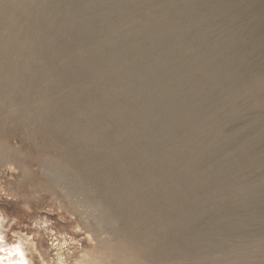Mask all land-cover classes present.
Wrapping results in <instances>:
<instances>
[{
    "label": "rangeland",
    "instance_id": "374dc122",
    "mask_svg": "<svg viewBox=\"0 0 264 264\" xmlns=\"http://www.w3.org/2000/svg\"><path fill=\"white\" fill-rule=\"evenodd\" d=\"M192 1L99 0L101 16L97 6L87 8L81 0H0V79L4 77L8 87L14 85L15 75L21 80L17 91L5 97L13 98L10 109L14 114L0 125V215L7 221H0V232L7 229V241L13 239V233L31 238L37 253L33 264H153L143 259L142 242H146V249L161 254L163 260L157 264H264V192L257 199H253V192L243 195L249 185L264 190V101L242 100L237 93L242 82H252L256 65L264 69V56L254 52V45L264 46V0ZM161 13L168 14L171 25L181 30L188 45L174 44V37L156 22ZM198 13L208 15L206 24L197 19ZM189 20L197 29L210 25L215 38L230 42L226 51L217 47L210 53L216 65L221 59L232 62V55L245 51L250 66H243L239 58L232 64L220 61L214 68L195 62L191 58L194 52L207 55L210 51L195 30L182 28ZM115 40L133 48L134 63L126 65L118 50H111ZM105 47L112 53L103 56L106 49H101ZM147 54L159 59L157 66ZM169 61L197 74L193 80L178 76L168 69ZM222 64L232 65L234 82L221 78ZM121 66L130 70L132 79L144 82L141 85L156 108L145 106L142 112L133 82L106 77ZM149 66L157 68L152 83ZM205 78L212 81L210 85L203 82ZM184 85L193 90V97L186 94ZM3 104L6 112L8 106ZM180 104L196 105L198 115H183ZM229 104L240 105L245 112L233 118ZM154 110L156 115H150ZM22 111L28 113L24 122ZM41 111L45 120L86 114L97 120L92 145L88 140L84 156L85 162L94 163L82 165L72 158L62 175L51 165L49 185L34 184L21 175L24 163H32L34 172L41 169L32 162L39 157L32 146L41 144V125L33 121ZM159 115L169 116L174 125ZM205 123L216 129V141L211 130L200 134L198 128L205 129ZM87 135L90 138V132ZM188 138H200L197 142L207 149L194 163L186 159L192 154L190 147L184 146ZM3 149L10 153H3ZM21 187L27 190L23 192ZM134 204L144 211L131 210ZM249 215L259 217L257 223H247L244 217ZM13 220L16 222L11 223ZM42 222L46 224L43 229L39 228ZM162 245L172 247L173 255L166 258Z\"/></svg>",
    "mask_w": 264,
    "mask_h": 264
},
{
    "label": "bare ground",
    "instance_id": "6f19581e",
    "mask_svg": "<svg viewBox=\"0 0 264 264\" xmlns=\"http://www.w3.org/2000/svg\"><path fill=\"white\" fill-rule=\"evenodd\" d=\"M149 1V0H148ZM152 1H154V0H152ZM192 1V0H191ZM202 1V0H201ZM81 2L83 3V5H85L87 8H94L95 6H97L96 7V10H100V7H101V4H99V0H81ZM120 2H123V1H120ZM156 2V1H155ZM193 2V1H192ZM195 2V1H194ZM218 2V1H217ZM230 3V2H229ZM6 4V3H5ZM119 5V4H118ZM147 5V4H146ZM228 5V4H227ZM231 6V5H230ZM231 7H233V6H231ZM195 8V7H194ZM194 8H193V10H194ZM197 8H199V7H197ZM203 8V7H202ZM238 8V7H237ZM236 8V9H237ZM41 9V8H40ZM225 9H226V7H225ZM232 9V8H231ZM230 9V10H231ZM198 10V9H197ZM204 10V9H203ZM215 10V9H214ZM222 10V9H221ZM220 10V11H221ZM238 10V9H237ZM180 11H183V9H181ZM208 11H210V10H208ZM232 11V10H231ZM234 11V10H233ZM225 12V11H224ZM223 12V13H224ZM99 15H101V16H104V13H103V11H98L97 12ZM190 13V12H189ZM206 13V12H205ZM204 13V14H205ZM209 13V12H208ZM229 13V12H228ZM232 13V12H231ZM235 13H237L238 14V11L237 12H235ZM234 13V14H235ZM210 14V13H209ZM29 15V14H28ZM207 15V14H206ZM206 15H203L202 13H198L197 14V19H200V21H202L203 22V24H206V21L208 20H206ZM219 15V14H218ZM229 15V14H228ZM233 15V14H232ZM240 15V14H239ZM208 16V15H207ZM234 16V15H233ZM213 17V16H212ZM222 17V16H221ZM220 17V18H221ZM224 17V16H223ZM230 17V16H229ZM152 18H154V17H152ZM156 18V17H155ZM209 18H210V16H209ZM215 18H217V16L215 17ZM235 18V17H234ZM233 18V19H234ZM238 18V17H237ZM23 19V18H22ZM214 19V18H213ZM224 19V18H223ZM240 19V18H239ZM238 19V20H239ZM221 20V19H220ZM232 20V19H231ZM235 20H237V19H235ZM237 20V21H238ZM190 21V20H189ZM214 21V20H213ZM219 21V20H218ZM224 21V20H223ZM156 22H158L165 30H166V32H168V35L169 36H173L174 37V44H177V43H180V44H184V45H188V43H187V41L188 40H186L185 39V37H183V35L181 34V30H179V29H177L175 26L173 27L172 25H171V23H170V21H169V17H168V14L167 13H161V14H159L158 16H157V19H156ZM192 22L193 21H190V23H185L184 25H182V28H184L186 31H189V30H192V31H196V36H197V38H199V39H201V40H203V45H206L205 46V48L207 47V49H208V52L209 53H207V55H206V53H203L202 54V52H194L193 54H194V56H192L191 58L195 61V62H202V63H204L205 65H212L213 66V68H214V64H215V56H213V55H210V53L212 54V52H213V50L214 49H216L217 47H220V49H222L223 48V50H227V43L229 42H225L224 43V41L226 40H220L219 38L217 39V38H215V36H214V34H213V32H212V29H210L209 27H210V25H208V23H207V25L209 26H204V27H202V29H197V28H195L194 27V25L192 24ZM231 22V21H230ZM179 23V22H178ZM216 23V22H215ZM233 23H234V21H233ZM27 24V23H26ZM152 24H154V23H152ZM220 24V23H219ZM222 24H224V23H222ZM238 24V23H237ZM111 26H113V24H111ZM153 26V25H152ZM203 26V25H202ZM221 26V25H220ZM240 26V24L237 26V27H239ZM214 27H215V25H214ZM219 27V26H218ZM221 28V27H220ZM220 28H219V30H220ZM40 29V28H39ZM222 29V28H221ZM233 29V28H232ZM26 30V29H25ZM215 30V29H214ZM237 30H240V29H237ZM237 30H234V31H236L237 32ZM217 31V30H216ZM236 32H234L233 34H236ZM239 33V32H238ZM238 33L236 34V35H238ZM240 34V33H239ZM216 35V34H215ZM219 35V34H218ZM235 35V36H236ZM262 35H264V34H262ZM219 37V36H218ZM10 38V37H9ZM8 38V39H9ZM223 38V37H222ZM233 38V37H232ZM231 38V39H232ZM239 38V37H238ZM237 38V40H239ZM85 40V39H84ZM229 40V39H228ZM232 40H234V39H232ZM236 40V39H235ZM10 41H11V39H10ZM155 41V40H154ZM153 41V42H154ZM237 42V41H236ZM12 43V42H11ZM230 43V42H229ZM229 43H228V45H229ZM112 45H111V50L112 49H115V50H118V57L120 58V59H124L125 61H126V65H129V64H131V63H134V61H133V57H132V50H133V48H130L129 47V45L128 44H126V43H124V42H122V41H119V40H115L113 43H111ZM161 44V43H160ZM7 46V45H6ZM202 46V45H201ZM230 46H231V44H230ZM90 47V46H89ZM5 48H7V47H5ZM200 48V46H198V49ZM226 48V49H225ZM231 48V47H230ZM230 48H229V50H230ZM233 48V47H232ZM82 49H83V47H82ZM86 49V48H85ZM106 49V47L105 48H102L101 50H105ZM141 49H143V48H141ZM202 49H204V48H202ZM100 50V51H101ZM228 50V51H229ZM231 50H233V49H231ZM235 50V49H234ZM86 51H87V49H86ZM155 51V50H154ZM196 51V50H195ZM227 51V52H228ZM236 51V50H235ZM238 51H240V50H238ZM242 51V50H241ZM232 52V51H231ZM254 52H257L258 53V55H260V56H264V46L262 45L261 46V44H259V45H254ZM110 53H112V52H110V50H108V49H106V53L104 54V53H100L101 55H103V56H106V55H108V54H110ZM186 53H188V52H186ZM215 53H216V51H215ZM219 52H217V54H218ZM226 53V52H225ZM224 53V54H225ZM230 53V52H229ZM145 54V53H144ZM214 54V53H213ZM231 54H233V52L231 53ZM235 54V53H234ZM147 56H148V58L149 59H151V62L153 63V62H156V66H157V63H158V61H159V59H157L154 55H152V56H150V55H148L147 54ZM112 57V56H111ZM135 57H137V56H135ZM224 57V56H223ZM229 57V56H228ZM232 57H233V59H232V62H235V60L237 59V58H239L240 60L239 61H241V62H244L245 63V65H243V66H246V64H247V66L249 65L248 64V59H247V53L245 52V51H242L241 53H239V54H236L235 56H233L232 55ZM7 58V57H6ZM179 58V57H178ZM220 58H222V57H219V60H220ZM39 59V58H38ZM164 59V58H163ZM217 59V58H216ZM228 59H230V58H227V60ZM226 60V59H225ZM116 61V60H115ZM220 61H222V59L220 60ZM219 61V62H220ZM223 61H224V59H223ZM220 62V64L221 63H227V64H229V63H231L232 64V62H227V61H224V62ZM231 61V60H230ZM238 61V60H237ZM236 61V62H237ZM101 62V61H100ZM150 62V63H151ZM161 62V61H160ZM194 62V63H195ZM216 62H218V60L216 61ZM219 62H218V64H219ZM241 62H238L239 64L241 63ZM63 63V62H62ZM169 63V64H168ZM167 63V66H168V69L171 71V72H176V73H178V76L179 75H182V76H186L187 78H190L191 80H193L194 79V77H195V74H197L196 73V71H193V70H191V69H189V68H187V67H185V66H183V65H181V64H179L178 62H176V61H169ZM193 63V62H192ZM225 63V64H226ZM201 64V63H200ZM217 64V65H218ZM219 64V65H220ZM230 64V66H231V68H232V65ZM134 65H137L138 66V63H136L135 62V64ZM151 65V64H150ZM155 65V64H154ZM216 65V64H215ZM216 65V66H217ZM223 65V67L221 68V66H219L220 67V75H221V78L222 79H224V81H228L230 78H231V80L233 79V77L235 76H233V73H232V70H234V69H231L230 68V66H227V65H225L224 66V64H222ZM234 65V64H233ZM236 65V64H235ZM241 65H242V63H241ZM164 66V65H163ZM199 66V65H198ZM250 66V65H249ZM237 67V66H236ZM142 69H144L143 67H141ZM206 68V67H205ZM208 68V67H207ZM216 68V67H215ZM238 68H240V67H238ZM246 68V67H245ZM244 68V69H245ZM249 68H251V67H249ZM249 68H248V70H249ZM139 69V68H138ZM160 69V68H159ZM209 69V68H208ZM219 69V68H218ZM218 69H216V70H218ZM215 70V71H216ZM246 70H247V68H246ZM256 72H255V75L252 77L253 78V80H252V82L251 83H244V82H242L241 84H242V86H239V90H237V93H238V95L240 94L241 96H243L242 98V100H244V98L245 99H247V98H249V100H253L255 103H258V102H262V101H264L263 100V92H264V69L262 68H260L259 67V65H256V68L254 69ZM129 71L130 70H127L126 69V67L124 66V67H119V69H118V71L117 72H114V73H109V74H106V77H110V78H115L116 76L117 77H119L120 79H122V80H124V81H127V82H129V83H134L138 88H137V90L138 91H136L137 93V95H136V97H137V99L139 100V101H137V103L138 104H141V107H140V110L142 111V112H144V107L145 106H147V107H151V108H156V106L154 105V102H153V98L150 96V95H148V94H146L145 93V91H144V84H142L141 85V83H144V82H142L140 79H132V76L130 75V73H129ZM146 71V70H145ZM148 71L150 72V73H152V75H153V78L149 81L150 83H152L153 81H154V76H156V74H157V68L156 67H151V66H149L148 67ZM207 71V70H206ZM205 71V72H206ZM39 73H40V70H39ZM38 73V74H39ZM149 73V74H150ZM218 73H219V70H218ZM159 74V73H158ZM41 75V74H40ZM177 75V74H176ZM199 75V74H198ZM202 75H204V74H202ZM237 75V74H236ZM164 76V75H163ZM40 76H38V78H39ZM204 77V76H203ZM208 77V76H207ZM210 77V76H209ZM160 78V77H159ZM165 78V77H164ZM180 78V77H179ZM213 79H214V77H212ZM236 78V77H235ZM15 79L16 80H14L15 81V83H14V85H10L9 84V87L6 85V81H5V79H4V77H2L1 79H0V125H1V123H3V121L5 120V119H7V117L10 115V114H14L13 113V109H10V107L13 105V98L12 97H9L8 99H6L5 100V97H7V96H10L12 93H13V91H15L16 89H17V86L19 85V81H21L20 80V77H19V74H17V75H15ZM162 79V78H161ZM226 79V80H225ZM228 79V80H227ZM163 80V79H162ZM230 81V80H229ZM228 81V82H229ZM239 81V80H238ZM237 80H236V82L235 83H237L238 82ZM164 82V81H163ZM162 82V83H163ZM203 82L205 83V84H208V85H210L211 84V80L210 79H204L203 80ZM233 82H234V79H233ZM158 83V82H157ZM203 83V84H204ZM231 83V82H230ZM229 83V84H230ZM239 83V82H238ZM200 84H201V82H200ZM215 84V83H214ZM220 84H224V82L222 83V82H220ZM232 84V83H231ZM240 84V85H241ZM115 85V84H114ZM150 85V84H149ZM160 85V84H159ZM226 85V84H225ZM234 85V84H233ZM236 85H239V84H236ZM236 85H235V87H236ZM221 86V85H220ZM224 86V85H223ZM227 86V85H226ZM57 87V85H54V88H56ZM105 87V86H104ZM112 87V86H111ZM114 87V86H113ZM147 87V86H146ZM163 87V86H162ZM212 87V86H211ZM214 87V86H213ZM98 88V87H97ZM96 88V89H97ZM158 87H156V89H157ZM223 88V87H222ZM231 88H233V87H231ZM123 89V88H122ZM147 89V88H146ZM162 89V88H161ZM167 89L169 90V91H172V88L170 87V86H168L167 87ZM177 89H178V87H177ZM217 89V88H216ZM225 89H226V87H225ZM17 91V90H16ZM36 91V90H35ZM163 91V90H162ZM184 91L186 92V94L189 96V97H193V90L191 89V88H189L187 85H184ZM208 91V90H207ZM212 91V90H211ZM37 92V91H36ZM177 92H178V90H177ZM214 92V91H213ZM212 92V93H213ZM215 92H217L216 90H215ZM214 92V93H215ZM170 93V92H169ZM179 93H180V91H179ZM213 93V94H214ZM35 94V93H34ZM202 94H203V92H202ZM132 95V94H131ZM223 95V94H222ZM201 96V95H200ZM213 96V95H212ZM220 96V95H219ZM218 96V97H219ZM82 97V96H81ZM80 97V98H81ZM184 97H185V95H184ZM216 98V97H215ZM214 98V99H215ZM219 98H221V96L219 97ZM202 99H203V97H202ZM218 99V98H217ZM217 100H215V102H216ZM3 102H6V106H8V109L9 110H7L6 112H4V110H2V106L4 105L3 104ZM209 102V101H208ZM211 102V101H210ZM65 103V102H64ZM97 103V102H96ZM158 103V102H157ZM212 103V102H211ZM224 103V102H223ZM95 104V103H94ZM213 104V103H212ZM250 104V103H249ZM52 105V104H51ZM72 105V104H71ZM217 105V104H216ZM230 105V104H229ZM228 105V106H229ZM199 106H200V104H199ZM122 107V106H121ZM240 105L237 107V105L235 106V105H230L229 106V113H230V115L233 117L234 115L235 116H237L238 114H239V112L240 111H242V112H245V111H243V110H240ZM243 106L241 105V108H242ZM247 108H248V106H246ZM246 107H245V109H246ZM88 108V107H87ZM86 108V109H87ZM77 109V108H76ZM85 109V108H84ZM89 109V108H88ZM94 109V108H93ZM244 109V110H245ZM15 110V109H14ZM44 110V109H43ZM173 110V109H172ZM179 110L182 112V114L183 115H185V116H188L189 118L190 117H195L196 115H198V110H197V108H196V105H194V106H192V107H187V106H185V105H183V104H180L179 105ZM227 110V111H228ZM60 111V110H59ZM89 111V110H88ZM132 111L133 110H129V113H132ZM164 111V110H163ZM4 112V113H3ZM78 112V111H77ZM81 112V111H80ZM83 112V111H82ZM177 112H179V111H177ZM177 112H176V114H177ZM33 113V112H32ZM31 113V114H32ZM40 113V116H39V118H38V120H35V121H33V122H35L36 124H39V125H41L40 127H41V132H39V137H40V141H41V144H37L36 145V143H34L33 144V146H32V148H34L35 149V151H36V154L37 155H39V157L37 158V159H35V160H33L32 162H37V165L38 166H40V171L38 172H34L32 169H31V164H30V166H26V163H24L25 164V166H23L21 169V175L23 176H25V180H29L30 182H33L34 184L35 183H43V184H48L49 185V183H50V172H51V169H50V166L51 165H54V166H52V168L53 167H55V169L56 170H54V172H56V171H59V173H60V175H62L64 172H63V170H66V168H67V166H68V161L70 160V159H72V158H74L79 164H84V163H86V164H88V165H92L94 162H89V161H84V156H85V154H86V149H87V144H88V140H89V142H90V144L92 145V140H93V134H92V132L94 131V129L96 128V122H97V120H95L93 117H91V116H89L88 114H86V115H82V117L81 116H76V115H72V116H67V115H62V116H59L57 119H55V120H50V119H46L45 120V118H44V115H43V112L41 111V112H39ZM61 113V112H60ZM224 113H225V111H224ZM228 113V112H227ZM82 114V113H81ZM153 114V116L154 115H156V113H155V110H154V112H152L150 115H152ZM175 114V113H174ZM179 114H180V112H179ZM219 114V113H218ZM221 114V113H220ZM135 115V117H137L138 118V116L136 115V114H134ZM158 115V114H157ZM229 115V116H230ZM28 116V113H27V111H25L24 113H23V111H22V113H21V117H20V119H21V121L22 122H24V121H26L27 120V117ZM164 121H166L167 122V124L168 125H170V126H173L174 125V123H173V121H172V119L169 117V116H165V115H159ZM176 116H180V115H176ZM203 116V115H202ZM199 117V116H198ZM201 117V116H200ZM199 117V118H200ZM217 117H219V115H217ZM185 118V117H184ZM183 118V119H184ZM198 118V119H199ZM220 118V117H219ZM219 118H217V119H219ZM231 118V117H230ZM234 118V117H233ZM154 119V118H153ZM179 119V118H178ZM154 121V120H153ZM201 122V121H200ZM165 123V122H164ZM217 123V122H216ZM190 124V123H189ZM197 124V123H196ZM200 124V123H199ZM161 125V124H160ZM176 125V124H175ZM193 125H195V124H193ZM262 125V124H261ZM259 126V125H258ZM46 127H48V129H46ZM162 127V126H161ZM197 127V126H196ZM163 128V127H162ZM181 128V127H180ZM212 127L211 126H209V123H205V129H202L201 127H199L198 129H199V131H200V134L201 133H203V132H205L206 130H208V131H212L213 133V140L214 141H216L217 140V138L219 137L218 135L219 134H216V132H215V130H212L211 129ZM260 127H258V129H259ZM50 129H54V132L52 133L51 131H50ZM156 129V128H155ZM174 129V128H173ZM172 129V130H173ZM177 129H179V128H177ZM186 129V128H185ZM257 129V130H258ZM260 130V129H259ZM258 130V131H259ZM262 130H263V127H262ZM156 131V130H155ZM183 131V130H182ZM217 131H218V129H217ZM88 132H90V138L88 137ZM158 132V131H157ZM254 132V131H253ZM256 132V131H255ZM264 132V131H263ZM222 133V132H221ZM249 133V132H248ZM260 133V132H259ZM154 134V133H153ZM223 134V133H222ZM254 134V133H253ZM258 134V133H257ZM157 135V134H156ZM164 135V134H163ZM168 135V134H167ZM177 135V134H176ZM190 135V134H189ZM260 135H261V133L259 134V137H260ZM175 136V135H174ZM251 136H253V135H251ZM256 136V135H255ZM264 136V135H263ZM207 137V136H206ZM155 138V137H154ZM164 138H165V136H164ZM175 138H178V137H175ZM212 138V137H211ZM200 139V138H199ZM198 139V140H199ZM248 139H249V137H248ZM252 139V138H251ZM257 140V138L256 137H254V140ZM264 139V138H263ZM168 140H169V138H168ZM197 140V141H198ZM212 140V139H211ZM258 140H260L259 138H258ZM184 141V140H183ZM196 140H193V139H190V138H188V139H185V142H184V146H186V145H188L189 147H190V149L192 150V154H190L189 156H187V161H188V163H194V162H197L198 161V159L199 158H201V157H203L204 155H206L207 154V149L205 148V147H203L202 145H201V143H199V142H197ZM205 141V140H204ZM252 141V140H251ZM102 142V141H101ZM158 142V141H157ZM210 142V141H209ZM250 143V142H249ZM166 144H168V143H166ZM214 144V143H213ZM178 145H180L181 146V143L180 144H178ZM206 145V144H205ZM211 145V144H210ZM250 145V144H249ZM252 145V144H251ZM250 145V146H251ZM159 146V145H158ZM164 146V145H163ZM168 146V145H167ZM213 146V145H212ZM211 146V147H212ZM152 146H150V148H151ZM171 147V146H170ZM146 148V147H145ZM155 148V147H154ZM159 148H160V146H159ZM0 149H2V148H0ZM15 149H17V148H15ZM161 149H164V148H161ZM246 150L248 149V148H245ZM14 150V149H13ZM165 150V149H164ZM167 150V149H166ZM190 150V151H191ZM5 151H7V152H9V150H2V152L3 153H5ZM163 151V150H162ZM244 151V150H243ZM249 151V150H248ZM247 151V152H248ZM16 152V151H15ZM211 152V151H210ZM10 153V152H9ZM248 153H250V152H248ZM183 155L185 154V153H182ZM252 153H250V155H251ZM14 155V154H13ZM215 155V154H214ZM16 157V156H15ZM14 157V158H15ZM134 157V156H133ZM132 157V158H133ZM245 157V156H244ZM243 157V158H244ZM264 158V157H263ZM8 160H9V158H7ZM159 159V158H158ZM185 159V160H186ZM26 160V159H25ZM25 160H23V161H25ZM215 160V159H214ZM264 160V159H263ZM19 161V160H18ZM17 161V162H18ZM160 161V160H159ZM163 161H165V158H163ZM211 161V160H210ZM209 161V162H210ZM260 161H261V159H260ZM2 162V160H1V158H0V163ZM15 162H16V160H15ZM16 162V163H17ZM29 162H28V164H29ZM161 162V161H160ZM258 162V161H257ZM147 163V162H146ZM185 163H186V161H185ZM19 164V163H18ZM17 164V165H18ZM165 165V164H164ZM178 165V164H177ZM189 165V164H188ZM2 166V165H1ZM181 166V165H180ZM213 166V165H212ZM3 167V166H2ZM18 167H19V165H18ZM186 167V166H185ZM195 167V166H194ZM218 168V167H217ZM54 169V168H53ZM53 171V170H52ZM188 171V170H187ZM197 171H199V170H197ZM203 172V171H202ZM59 173H57V174H59ZM62 173V174H61ZM56 174V173H55ZM66 174V173H65ZM67 175V174H66ZM132 176V175H131ZM170 176V175H169ZM199 176V175H198ZM114 177V176H113ZM112 177V178H113ZM171 177V176H170ZM188 177V176H187ZM124 178V177H123ZM197 178V177H196ZM199 178V177H198ZM170 180V179H169ZM168 180V181H169ZM177 180V179H176ZM192 180V179H191ZM194 180H196V179H193V181ZM104 181H106V180H104ZM148 181V180H147ZM162 182V181H161ZM172 182V181H171ZM160 183V182H159ZM30 184V183H29ZM29 184H27V185H29ZM33 184V185H34ZM157 184V183H156ZM181 184V183H180ZM14 185H17V183L16 184H14ZM42 185V184H41ZM90 185V184H89ZM155 185V184H154ZM19 186V185H18ZM26 186V185H25ZM181 186V185H180ZM189 186V185H188ZM196 186V185H195ZM39 187V186H38ZM93 187V186H92ZM16 188H18L17 186H16ZM31 188V187H30ZM33 188V187H32ZM95 188V187H94ZM156 188V187H155ZM178 188V187H177ZM185 188V187H184ZM196 188V187H195ZM204 188V187H203ZM15 189V188H14ZM21 189V191H26L27 189H26V187H21L20 188ZM24 189H26V190H24ZM34 189V188H33ZM37 189V188H36ZM171 189V188H170ZM189 189H191L190 188V186H189ZM202 189V188H201ZM19 190V189H18ZM178 190V189H177ZM89 191V190H88ZM165 191V190H164ZM172 191V190H171ZM170 191V192H171ZM175 191H176V189H175ZM174 191V192H175ZM180 191V190H179ZM201 191V190H200ZM22 192V193H23ZM91 192V191H90ZM89 192V193H90ZM93 192V191H92ZM159 192V191H158ZM192 192V191H191ZM248 192H253V193H255V195H254V197H253V199L255 198V199H257V198H259V194L261 193V192H264V190L262 189V188H260L259 186H251V185H249V186H246V187H244V190H243V195H248ZM184 193H186V192H184ZM95 194H97L96 192H95ZM192 194H194V192L192 193ZM196 194V193H195ZM25 195H26V192H25ZM89 195V194H88ZM94 195V194H93ZM92 196V195H91ZM175 196H176V194H175ZM89 197V196H88ZM177 197V196H176ZM185 197V196H184ZM24 198H25V196H24ZM91 198V197H90ZM165 198H167L166 196H165ZM175 198V197H174ZM178 198V197H177ZM194 198V197H193ZM197 199V198H196ZM27 200H29V199H27ZM180 200H182V199H180ZM189 201V200H188ZM193 201V200H192ZM109 202V201H108ZM175 202V201H174ZM176 203V202H175ZM174 203V204H175ZM204 204V203H203ZM202 205V204H201ZM161 206V205H160ZM172 205H170V207H171ZM176 206V205H175ZM97 207H98V205H97ZM96 208V207H95ZM142 209V207L140 206V205H133L132 207H131V210H136L137 211V209ZM169 208V207H168ZM202 208V207H201ZM106 209V208H105ZM105 209H103L104 211H105ZM177 209V208H176ZM204 209V208H203ZM172 210H173V208H172ZM180 210V209H179ZM142 211H144V209H142ZM164 213V212H163ZM167 213H169V211L167 212ZM166 213V214H167ZM209 213V212H208ZM102 214H103V212H102ZM182 214V213H181ZM101 215V214H100ZM104 216V215H103ZM103 216L101 215V218L103 219ZM151 216H152V214H151ZM107 217V216H106ZM170 217V216H169ZM175 217V216H174ZM99 218H100V216H99ZM113 218V217H112ZM259 217H257L256 215H249V216H245L244 217V220L247 222V223H257V219H258ZM249 219H251V220H253V222H251ZM108 220H109V218H108ZM112 220V219H111ZM170 223V222H169ZM171 224V223H170ZM214 226V225H213ZM168 227V226H167ZM220 228V227H219ZM106 229V228H105ZM148 229V228H147ZM210 229V228H209ZM108 230V229H107ZM165 230V229H164ZM161 231V230H160ZM145 233V232H144ZM135 234V233H134ZM165 234V233H164ZM263 234V233H262ZM261 234V235H262ZM162 235V234H161ZM126 237H128V236H126ZM261 237V236H260ZM141 240V239H140ZM139 240V241H140ZM129 241V240H128ZM130 242V241H129ZM196 242V241H195ZM150 243V242H149ZM129 244V243H128ZM135 244V243H134ZM133 244V245H134ZM140 244H142L143 246H142V250H144L145 251V253L143 254L144 255V257L145 258H143V259H146V262L149 260V261H151L150 263H155V264H157V263H159L160 261H162L163 260V258H162V256H161V254H158V252H153V250H148V249H146L147 248V246H146V242H142V243H140ZM130 245H131V243H130ZM129 245V246H130ZM139 245V244H138ZM173 245V244H172ZM153 246V245H152ZM138 247H140V246H137V248ZM141 249V248H140ZM158 249V248H157ZM156 249V250H157ZM161 250L163 251H166V253H167V255L165 254V256H166V258H167V256H170L171 254H172V250H173V248L172 247H168L167 245L165 246V245H162L161 246ZM180 252V251H179ZM142 254V253H141ZM173 255V254H172ZM193 255V254H192ZM138 256V255H137ZM139 256H140V254H139ZM177 256V255H176ZM175 257V256H174ZM177 258V257H176ZM142 259V260H143ZM169 260V259H168ZM167 260V261H168ZM142 262V261H141ZM145 262V261H144ZM145 262V263H146ZM170 264V263H169ZM177 264V263H176Z\"/></svg>",
    "mask_w": 264,
    "mask_h": 264
},
{
    "label": "clouds",
    "instance_id": "9594fccd",
    "mask_svg": "<svg viewBox=\"0 0 264 264\" xmlns=\"http://www.w3.org/2000/svg\"><path fill=\"white\" fill-rule=\"evenodd\" d=\"M71 198L76 199L75 196ZM28 210L30 211V209ZM57 211H62V209L58 208ZM0 221L7 223L3 215H0ZM15 222V220L11 221V223ZM32 226L34 228L37 227L35 222H33ZM45 226V222H42L39 228L43 229ZM74 230L78 231L79 229L76 228ZM6 231L7 229H4V231L0 232V264H33V256H36L37 253L34 251L35 244L31 238L20 233H13V239L7 241L4 234ZM56 264H60V262L57 261ZM73 264H76V262L74 261Z\"/></svg>",
    "mask_w": 264,
    "mask_h": 264
}]
</instances>
